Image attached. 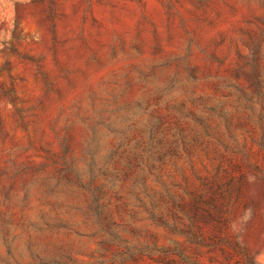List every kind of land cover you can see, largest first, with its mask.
Wrapping results in <instances>:
<instances>
[{
  "label": "rangeland",
  "instance_id": "rangeland-1",
  "mask_svg": "<svg viewBox=\"0 0 264 264\" xmlns=\"http://www.w3.org/2000/svg\"><path fill=\"white\" fill-rule=\"evenodd\" d=\"M176 133L221 141L201 148H227L248 206L205 227L219 247L152 227L157 246L264 264V0H0V264H117L78 235L87 187L118 146Z\"/></svg>",
  "mask_w": 264,
  "mask_h": 264
},
{
  "label": "trees",
  "instance_id": "trees-1",
  "mask_svg": "<svg viewBox=\"0 0 264 264\" xmlns=\"http://www.w3.org/2000/svg\"><path fill=\"white\" fill-rule=\"evenodd\" d=\"M213 142L222 144L208 134L188 138L176 133L140 137L132 148L118 146L109 167L99 170L101 180L93 177L87 187L91 201L80 225L89 230L77 234L95 238L103 252L114 247L112 260L117 264L145 258L176 264L171 249L157 246L156 236L149 230L152 227L182 235L195 247H219L223 239L218 234L206 236L204 229L219 232L227 228L231 212L248 206V178L236 176L225 166L230 154L227 148H207L214 146ZM201 158L210 162L201 166L202 172L195 166ZM253 170L258 173L255 178L264 184V171ZM144 222L148 226H143ZM61 228L71 231V226ZM144 233L149 243L141 239ZM128 234L132 240L125 238ZM61 253L71 262L72 251ZM178 255L187 264H197L189 262L183 250Z\"/></svg>",
  "mask_w": 264,
  "mask_h": 264
}]
</instances>
